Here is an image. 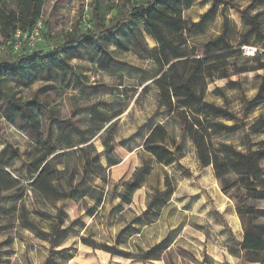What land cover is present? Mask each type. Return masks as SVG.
<instances>
[{
  "label": "trees",
  "instance_id": "obj_1",
  "mask_svg": "<svg viewBox=\"0 0 264 264\" xmlns=\"http://www.w3.org/2000/svg\"><path fill=\"white\" fill-rule=\"evenodd\" d=\"M19 6L28 12L29 25L34 26L43 18L45 0H16ZM212 7L202 15L198 22H192L186 27L183 11L193 5L194 0H129L128 10H122L113 0H92L91 21L94 29L83 32L75 25L74 30L63 44L52 48L36 47L30 51L26 45L22 46L15 55L13 62L0 59V119L5 118L7 124L24 130L34 137L35 143L44 152L33 158L25 167L24 179L29 181L39 171L52 182V190L46 198H59L68 201L77 196L84 202V213L93 219V224L81 223L86 233L80 236L83 245L94 250H101L111 257H122L137 262H148L159 259L156 251L170 253L175 237L167 235L160 242L150 248L135 247L130 251L127 245L134 233L141 232L145 221H153V217L160 216L162 210L171 204L175 191L173 180L166 176L164 189L149 194L146 208L141 215L133 216L128 222L123 212H107V204L114 207L133 204V192L142 178L149 175L153 169L150 163H143L133 173V181L129 187L118 188L108 186V168L121 162L115 147L118 144L111 138L110 125L102 136L103 150L99 151L90 139L86 147L80 148L83 166L73 169L64 158L75 150L63 151L60 144L52 142L53 127L59 133L64 130L81 132V126L76 117L90 109H96L98 104L89 106L79 100V95L71 98L72 114L65 116L51 104L54 101L47 89L56 88L58 92H65L71 87L100 91L109 89L102 83H90V78L79 71V65L74 60L89 56L99 67L113 71L120 66H127L112 55L109 46L126 50L125 39L142 49L158 67L153 75L158 88V103L164 107L165 116L162 121H155L144 139L143 147L157 164L172 166L180 163L189 143L197 153L201 167L212 165L214 175L221 183V190L225 195L237 200L236 211L243 228V240L240 244L242 259L249 263L264 264V224L258 222L259 214L251 205H245L247 199L257 198L264 187V147L253 149L258 143L247 144V151L240 149V145L232 142L215 141V137L226 129L235 131L238 124L228 126L217 121L219 118L235 119L236 114L226 105H218L206 100V87L217 79L228 78L231 73L242 74L247 71L264 69V63L246 70L228 59H219L203 66L201 58H195L186 75L179 69V59L188 55L183 49L181 41L185 34L192 32V27H200L203 19L210 13L218 12L219 8H232L239 11L247 29L243 35L241 54L244 59L255 60L261 48L256 44L264 40V17L262 13H251L242 9L235 0H211ZM253 4L264 5V0H253ZM109 23L107 18L112 15ZM46 23V27H47ZM15 35V34H14ZM13 38L9 33L6 38ZM45 39L50 41V31L45 32ZM149 40L154 41L151 46ZM213 44L222 51L233 48L222 35L213 40ZM243 46H255L257 52L252 56L243 53ZM203 68V73L200 70ZM44 83L36 93L29 98L18 96V90L33 83ZM200 82L203 89H196ZM264 81L261 82L260 95ZM149 85L144 87L145 92ZM43 92L44 97L40 96ZM78 115V116H76ZM44 124V132L40 129ZM262 130L256 132L261 133ZM247 135V134H246ZM7 137V132L0 125V137ZM33 139V140H34ZM32 140V141H33ZM61 141L60 136L57 142ZM7 143H10L6 139ZM34 142V141H33ZM246 145V144H243ZM92 151V154L90 152ZM101 154L105 155L107 165L101 162ZM23 156L22 151L15 147L0 162V217L17 214L19 227H24L41 237L47 248L42 264H69L75 258V251L66 246L68 232L77 220L65 224L68 214L64 206L53 210L43 195L36 189H28L27 185L17 179L10 168L11 163ZM151 158V159H152ZM35 165V169L32 166ZM99 170L95 171L93 166ZM93 175L101 180L100 185H94L88 179ZM66 178L67 184L63 182ZM53 189H56L54 192ZM32 194V196L30 195ZM26 198L32 199L31 209H28ZM91 201L90 204L88 201ZM20 201L22 204H18ZM29 215L44 219L51 216L50 231L37 228L36 222ZM100 222L107 231L119 225L116 234H110L112 242H99L94 237V226ZM16 224H9L12 228L6 231L7 224H0V264H23L17 256L14 247L15 239H19L21 232ZM14 231V232H12ZM158 252V253H159ZM74 264L73 260L70 262ZM27 264H33L31 260Z\"/></svg>",
  "mask_w": 264,
  "mask_h": 264
},
{
  "label": "rangeland",
  "instance_id": "obj_2",
  "mask_svg": "<svg viewBox=\"0 0 264 264\" xmlns=\"http://www.w3.org/2000/svg\"><path fill=\"white\" fill-rule=\"evenodd\" d=\"M122 10H128L129 0H113ZM242 8L251 13L260 12L264 17V5L253 4V0H235ZM92 0H45L42 22V39L37 47L52 48L63 44L73 32L75 25L79 30L87 32L93 30L91 21ZM212 7L211 0H194L193 5L183 11V19L186 27L192 22L201 20L202 15ZM218 12L210 13L203 19L200 27H192V32L185 34V40L181 41L183 49L188 55L179 59V69L182 75H186L195 58H201L203 66L219 59H228L232 64H237L243 69H250L264 63V55L255 60L244 59L241 54V46L247 25L243 21L239 11L232 8L218 9ZM110 15L107 18L109 23ZM46 23L48 24L46 27ZM33 26L29 25L28 12L19 6L16 0H0V59L13 62V55L17 52L12 46L13 38H6L9 33L13 36L17 32H29ZM50 31V41L45 39V32ZM222 35L233 46L231 50L222 51L213 44L214 38ZM126 50L115 49L113 45L109 50L114 57L126 62L127 66H120L113 71L102 69L89 56L74 60L79 65V71L90 78V83H102L109 89L92 91L89 89H76L71 87L65 92H58L56 88L47 89L50 93L53 105L65 116H71V98L79 95V100L89 106L98 104L96 109H90L76 117L81 126V132L76 130H64L57 132L53 127L52 142L60 144L63 151L75 150L67 154L64 161L73 169H81L83 160L80 148L86 147L85 139H90L99 150H103L102 136L104 130L110 125L111 138L118 144L115 147L121 162L108 168V186L117 185L118 188L129 187L133 181L135 169L143 163L153 166L151 173L142 178L133 192V204L114 207L118 203L107 204V212H123L126 219L121 224L128 222L133 216L141 215L146 208L149 194L164 189L166 176H170L175 187L172 202L165 207L160 216L152 217V221H145L140 233H134L129 243L125 246L130 251H135L136 246L150 248L160 242L167 235L175 237L171 245L170 253L156 251L159 259L145 263L132 261L122 257H111L101 250H94L83 245L80 236L86 233L81 228V223L93 224V219L84 213V201L75 196L68 201L59 198H46L52 190V182L46 175L37 172L29 181L24 179L26 163L44 152V149L35 143L34 137L24 130L7 124L5 118L0 119V125L7 132V137H0V162L13 148L18 147L23 156L17 157L11 163L14 176L23 181L28 189L39 191L53 210L64 206L68 214L65 224L72 220L78 222L68 232L66 246H71L75 251L74 264H260L249 263L242 259L240 244L243 240V228L236 211L237 200L225 195L221 190V183L215 178L213 166L201 167L194 146L189 143L187 151L180 163L172 166L157 164L144 147V139L151 124L162 121L165 116L164 107L158 103V88L154 83L153 75L158 67L145 51L125 39ZM151 46L155 43L149 40ZM264 54V40L256 43ZM203 73V68L200 70ZM264 81V69L247 71L242 74L231 73L228 78L217 79L206 87V100L218 105H226L236 114L235 119L219 118L217 121L228 126L238 124L235 131L228 129L221 131L215 137V141L232 142L240 145V149L247 151V144L258 143L253 146L257 149L264 147V86L257 96L261 82ZM37 81L26 88L18 90V96L29 98L43 85ZM149 85L145 92L144 87ZM204 83L200 82L196 89H203ZM44 97L43 92L40 93ZM261 133L256 134L259 130ZM44 132V124L40 129ZM247 134V135H246ZM60 136L59 142L57 139ZM6 139L10 143L6 142ZM34 139V140H33ZM34 142H33V141ZM246 144V145H243ZM93 150H90L92 154ZM152 158V159H151ZM101 162L107 165L105 155L101 154ZM35 169V165L32 166ZM93 169L99 171L95 165ZM88 179L94 185H100L101 180L93 175ZM63 182L67 184L66 178ZM56 192V189H53ZM257 198L244 201L245 205H251L259 214L258 222L264 224V187ZM32 196V194H30ZM28 209H31L32 199L26 198ZM20 201L18 204H22ZM92 203L90 200L88 201ZM17 214L0 217V224H7L6 231L12 228L9 224H16ZM36 222L37 228L50 231L52 226L51 216L41 219L29 215ZM21 232L19 239H15L14 247L17 256L23 264L29 260L33 264H42L45 257L47 243L31 230L24 227L18 228ZM95 239L99 242H112L110 234H116L119 225L103 229L98 222L94 226ZM14 232V231H12ZM5 236H0V240ZM159 252V253H158ZM71 264V263H70Z\"/></svg>",
  "mask_w": 264,
  "mask_h": 264
},
{
  "label": "built area",
  "instance_id": "obj_3",
  "mask_svg": "<svg viewBox=\"0 0 264 264\" xmlns=\"http://www.w3.org/2000/svg\"><path fill=\"white\" fill-rule=\"evenodd\" d=\"M42 39V22L39 20L34 26L33 30L29 32H17L14 35L12 42L13 48L17 51L21 49L22 46L26 45L27 48L32 51L37 47V43ZM243 53L247 56H252L257 52V47L255 46H243Z\"/></svg>",
  "mask_w": 264,
  "mask_h": 264
},
{
  "label": "crops",
  "instance_id": "obj_4",
  "mask_svg": "<svg viewBox=\"0 0 264 264\" xmlns=\"http://www.w3.org/2000/svg\"><path fill=\"white\" fill-rule=\"evenodd\" d=\"M63 201H65V200H63ZM241 227H242V226H241ZM72 260H74V259H72ZM72 260H71V261H72ZM71 261H70V262H71ZM70 262H69V264H70Z\"/></svg>",
  "mask_w": 264,
  "mask_h": 264
}]
</instances>
